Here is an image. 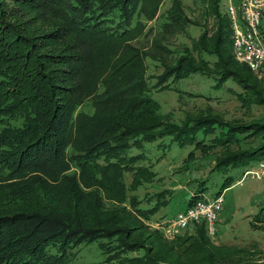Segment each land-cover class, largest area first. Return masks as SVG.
Returning <instances> with one entry per match:
<instances>
[{"label":"trees","instance_id":"trees-1","mask_svg":"<svg viewBox=\"0 0 264 264\" xmlns=\"http://www.w3.org/2000/svg\"><path fill=\"white\" fill-rule=\"evenodd\" d=\"M51 1V11L64 20L60 30L69 54L62 56L57 77L47 78L41 76L46 63L38 52L24 59L23 70L19 60L25 52L12 43L15 31L1 18L9 0H0V264H71L73 248L97 239L106 264H264V253L253 255L247 246L215 244L211 239L218 232L210 236L202 222L173 237V246L154 229V252L134 247L138 244L128 241L125 228L134 221L146 228L174 192L160 189L152 207H140L148 197L130 192L152 185L157 172L152 162L142 163L150 161L143 153L131 149L169 135L180 147L214 157L210 170L220 172L264 156V81L233 58L232 28L227 13L219 11L220 0H193L199 4L196 20L183 13L182 0L162 11L165 0ZM191 23L200 25L197 37L188 33ZM175 31V37L189 38L180 41L185 53L169 46ZM150 66L163 69L150 75ZM193 72L213 76L218 85L237 83L238 89L230 90L242 112L247 116L256 106L260 115L225 119L209 105L200 115L185 112L178 123L160 114L149 90L169 88V79ZM151 77H156L152 84ZM48 80L69 84L59 89ZM8 88L15 91L4 97ZM192 151L187 161H194ZM125 172L132 173L128 186ZM232 180L225 177L214 196ZM204 181L186 206L202 198ZM159 241L168 247L162 249Z\"/></svg>","mask_w":264,"mask_h":264},{"label":"rangeland","instance_id":"rangeland-1","mask_svg":"<svg viewBox=\"0 0 264 264\" xmlns=\"http://www.w3.org/2000/svg\"><path fill=\"white\" fill-rule=\"evenodd\" d=\"M43 2L44 5L37 3V0H32L30 4L9 0V3H3L4 10L1 12V18L2 20L6 18L15 31L16 39L12 43L17 46L19 45V48L25 52V58L19 61L24 62V59L28 61L30 56L34 54L35 57L38 52L44 63H46V68L41 69V76L47 78L57 77L58 74L56 72H60V69L64 65L60 63L62 56L69 54V47L64 46L68 44V41L65 32L60 30L61 24L64 22L63 18H59L54 11H51V0H43ZM182 2L185 5L183 13L188 18L190 17L196 20L199 17L198 10L196 9L199 6V4H196L197 0L196 3H193V0H182ZM171 3L172 0H165L161 5V11L169 7ZM219 11L226 12V0H220ZM199 26L192 23L188 25L189 35L197 37L201 32ZM176 33L177 31L171 32L174 37L167 38L170 41L169 46H175L178 51L185 53L186 49L180 43L183 41L189 42V38L184 37L181 33H178L175 37ZM5 34L6 36L8 35L7 32ZM171 42L176 43L172 44ZM231 54L236 62L241 65L242 63L247 65L245 62L240 61L234 55V52H231ZM14 58H17V54H14L9 62H12ZM26 66L27 62H24L23 70L26 69ZM244 68L246 67L244 66ZM162 69L160 67L153 68L150 66L148 72L150 75L159 74ZM247 69L263 83L264 67L260 70ZM22 73L27 74L28 72ZM150 80L152 84L156 81V77H151ZM48 81L53 82L55 87L59 89H63V87L69 84L60 80ZM168 83L169 88L159 90L152 87L149 90V94L159 103V113L163 115L169 114L171 120L176 123L185 118V112L192 111L200 115L198 111L205 110V107L208 105L213 108L214 114L218 113L225 119L238 117L245 121L248 116V121H250V117L259 116L261 113V109L252 106L250 110L252 115L249 116V113V115L245 116L242 112L243 108L240 106V101L231 93L232 90L236 91L239 85L235 82L233 83L231 80H226L218 85V80L213 76L193 72L188 77L181 78L177 81L169 79ZM12 91L14 92L15 89L8 88L2 95L5 97L6 94ZM60 94H62V91ZM156 144L161 145L157 146ZM144 145V149L133 148L130 150V153H143L150 161H142V163L146 165L152 162V169L157 172V176L152 180L154 181L152 185L140 186L138 190L135 192L132 191L130 194H136L140 198L147 196L148 198H143V202L140 203V207L147 208L152 207L156 202L155 196L153 195L154 192L165 188H172L174 192L173 194L171 193L170 198V195L167 194V199L169 198L170 201L167 205L160 206L150 221L146 222L143 218H140L143 224L146 222L144 224L146 228L142 227L140 222L135 221L131 227L125 225V228L130 232L128 235L129 239L126 236L125 240L128 239L129 242L138 244L134 247L140 248L141 246L145 247V250L148 248L150 252H154L155 247L153 248V246L155 243L150 244L153 241L151 236L154 235V229H159L163 234L162 236L167 241L169 240V245L173 246L174 244L170 243L173 237H167L162 229L157 228L156 224L159 223L158 221L164 220L167 217L166 215L171 214V216H175L177 212L188 207L186 203L190 195L194 196L197 193L195 191L198 190V183L200 181L205 180L204 189L201 190L200 196L210 199L220 191L224 178L231 176L233 179L232 184L226 187L221 193L222 198H224V204L216 223L218 233L216 234L217 236H212L213 238L211 240L218 245L247 246L253 255L264 253V182L261 178L245 175L247 170H250L251 167L257 164L262 155L257 156L249 164H239L236 167L228 168L227 171L220 172L210 170L214 166V157L202 156L197 150H194L193 153V147L189 145L180 147L177 143L171 141V136L169 135H165V137L156 142L144 143ZM191 151L195 159L194 161H187ZM262 153L264 154V150ZM124 177L126 185L128 186L132 179V173L125 172ZM146 193L147 195H145ZM201 222L205 223L207 227L204 220L196 223ZM196 223H191L186 228L190 230L189 227ZM207 230H209L208 227ZM183 231L185 229L177 235L182 234ZM114 241L116 242V240ZM99 242L97 239L73 248L72 254L70 255V263L106 264L107 254L102 250ZM157 243L162 249L166 246L168 247V244L162 241ZM141 252L142 250L138 252L131 251L129 255L136 256L137 254L140 255Z\"/></svg>","mask_w":264,"mask_h":264},{"label":"built area","instance_id":"built-area-1","mask_svg":"<svg viewBox=\"0 0 264 264\" xmlns=\"http://www.w3.org/2000/svg\"><path fill=\"white\" fill-rule=\"evenodd\" d=\"M263 6L264 0H226L234 55L253 70L264 67V41L261 38ZM245 175L261 178L264 182V156ZM223 204L224 198L221 194L210 199L195 198L191 205L177 212L175 216H168L155 224L167 237H174L189 224L204 220L209 228V235L214 236L218 231L216 223Z\"/></svg>","mask_w":264,"mask_h":264},{"label":"bare ground","instance_id":"bare-ground-1","mask_svg":"<svg viewBox=\"0 0 264 264\" xmlns=\"http://www.w3.org/2000/svg\"><path fill=\"white\" fill-rule=\"evenodd\" d=\"M264 16V15H263ZM184 229H186V228H184Z\"/></svg>","mask_w":264,"mask_h":264}]
</instances>
